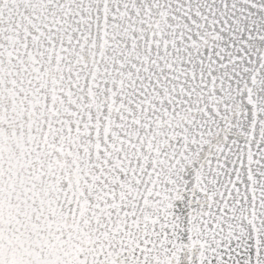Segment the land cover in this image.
<instances>
[{
	"label": "snow or ice",
	"instance_id": "1",
	"mask_svg": "<svg viewBox=\"0 0 264 264\" xmlns=\"http://www.w3.org/2000/svg\"><path fill=\"white\" fill-rule=\"evenodd\" d=\"M0 264H264V0H0Z\"/></svg>",
	"mask_w": 264,
	"mask_h": 264
}]
</instances>
